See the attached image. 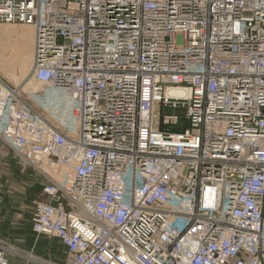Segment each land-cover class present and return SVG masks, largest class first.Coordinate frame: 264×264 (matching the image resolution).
Returning <instances> with one entry per match:
<instances>
[{"label":"built area","instance_id":"1","mask_svg":"<svg viewBox=\"0 0 264 264\" xmlns=\"http://www.w3.org/2000/svg\"><path fill=\"white\" fill-rule=\"evenodd\" d=\"M0 23L32 28L53 114L0 80V139L47 170L36 236L68 264H264V0H0Z\"/></svg>","mask_w":264,"mask_h":264},{"label":"rangeland","instance_id":"2","mask_svg":"<svg viewBox=\"0 0 264 264\" xmlns=\"http://www.w3.org/2000/svg\"><path fill=\"white\" fill-rule=\"evenodd\" d=\"M32 45V28L0 23V80L11 84L17 92H20L22 101L31 106L33 111L40 113L46 120L53 121L50 108L39 105L34 97L28 96L29 91H38L41 88L32 81L29 74ZM18 163L17 171L9 177V182L6 185L0 182V193L7 197L0 200V209H13L18 213V221H14L12 226L19 240H15L14 235L15 242L5 237H0V241L7 248L19 253L13 257L16 258L14 263H25L28 258H31L46 261L49 264H68L69 254L63 245L54 237L34 235L29 227V214L33 203L36 200L46 199L42 194V187L47 182V170L43 166L40 168L30 166L21 158Z\"/></svg>","mask_w":264,"mask_h":264},{"label":"crops","instance_id":"3","mask_svg":"<svg viewBox=\"0 0 264 264\" xmlns=\"http://www.w3.org/2000/svg\"><path fill=\"white\" fill-rule=\"evenodd\" d=\"M21 157L15 153V151L10 148L6 143L0 139V182H4L5 185L9 182V177L14 175V172L17 171V165L19 164V159ZM22 159V158H21ZM23 160V159H22ZM6 195L0 193V200H4ZM33 205L31 207L30 216H29V227L31 232V215H32ZM18 213L14 212L13 209H0V237L9 238V240H14V235L16 236L15 240H19L15 233V229L12 226L14 221H18ZM13 228V229H12ZM13 231V235H12ZM34 234V233H33ZM35 235V234H34ZM18 238V239H17ZM56 239V238H54ZM58 241V239H56ZM15 242V241H13ZM59 242V241H58ZM60 243V242H59ZM61 244V243H60ZM62 245V244H61ZM11 261H16V258H11ZM27 264H34L31 260H26Z\"/></svg>","mask_w":264,"mask_h":264},{"label":"bare ground","instance_id":"4","mask_svg":"<svg viewBox=\"0 0 264 264\" xmlns=\"http://www.w3.org/2000/svg\"><path fill=\"white\" fill-rule=\"evenodd\" d=\"M28 27V26H27ZM1 64V63H0Z\"/></svg>","mask_w":264,"mask_h":264}]
</instances>
